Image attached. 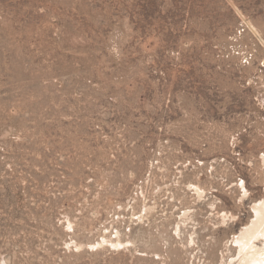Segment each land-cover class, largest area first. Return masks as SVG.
Returning a JSON list of instances; mask_svg holds the SVG:
<instances>
[{"label":"rangeland","instance_id":"1","mask_svg":"<svg viewBox=\"0 0 264 264\" xmlns=\"http://www.w3.org/2000/svg\"><path fill=\"white\" fill-rule=\"evenodd\" d=\"M261 202L264 0H0V264H239Z\"/></svg>","mask_w":264,"mask_h":264},{"label":"bare ground","instance_id":"2","mask_svg":"<svg viewBox=\"0 0 264 264\" xmlns=\"http://www.w3.org/2000/svg\"><path fill=\"white\" fill-rule=\"evenodd\" d=\"M256 219L237 240L240 247L239 264H264V202L255 206ZM263 241V247L257 242Z\"/></svg>","mask_w":264,"mask_h":264}]
</instances>
